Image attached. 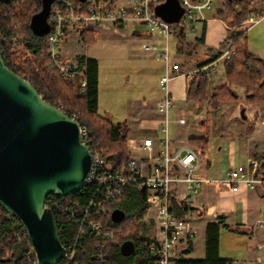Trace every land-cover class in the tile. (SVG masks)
<instances>
[{
    "label": "built area",
    "instance_id": "1",
    "mask_svg": "<svg viewBox=\"0 0 264 264\" xmlns=\"http://www.w3.org/2000/svg\"><path fill=\"white\" fill-rule=\"evenodd\" d=\"M214 1L178 0L183 13L174 23L162 20L154 12L155 8L165 0H133L125 6H119L116 0L114 2L85 0L77 1V4L72 0H55L54 5L50 6L49 29L44 35L48 56L46 69L49 73L63 77L76 76L81 93L84 92L86 85L84 57L65 58L63 54L69 28H73L78 40H81V33L88 24L124 28L131 23H141L151 34L161 36L162 46L159 56L164 61V72L159 79L163 96L156 106V111L160 115L161 135L157 146L150 137L142 138L137 141L138 143H134L132 138H127L129 159L124 166L111 171L105 161L107 150L97 149L85 125L78 123L80 142L91 154L90 167L82 187L88 189V195L83 201L72 197V194L65 197L50 195L44 203V208L53 216L58 236L67 226L75 228L73 240L61 244L65 252L58 264H71L75 261L86 235L97 241L92 258L102 263L108 260V248L117 245V238L122 235V231L112 229L109 224L102 225L97 219H106L111 214L110 205L122 198L125 187L144 191L149 206L148 211L154 213L152 218L155 219V231L151 224L145 222L142 225L143 232L149 234L148 238H142V250L150 264H176L175 248L179 241L195 236V230L186 214L201 186L210 183L211 180L196 175L200 161L192 147L180 145L172 149L170 145L171 116L181 115V112L173 101L169 83L177 76L191 80L194 75L200 73L207 78L210 77L217 71L219 64H224L235 54V41L220 56L208 63H200L189 72H183L178 64L171 63L168 48L171 35L184 30L194 33L196 25L205 24L210 20L208 13L213 9ZM263 18L264 12L255 13L248 17L247 23L251 26ZM244 30L242 29V33H245ZM142 48L156 51L157 47L143 44ZM6 63L11 64L9 59ZM12 67L18 69L15 61ZM58 108L62 111L61 106ZM70 118L77 121L75 114ZM174 121L180 125L185 124L184 117H178ZM174 167L179 168L181 173L174 172ZM215 181L234 191L242 185L249 190L257 188L264 190V173L260 169L259 161L254 157L247 158L235 168L226 170ZM6 217L11 218L9 215ZM19 228L21 230L17 239L25 243L26 263L36 264L26 230L20 223ZM246 235L253 243L256 262L263 263L264 215L246 229Z\"/></svg>",
    "mask_w": 264,
    "mask_h": 264
},
{
    "label": "crops",
    "instance_id": "2",
    "mask_svg": "<svg viewBox=\"0 0 264 264\" xmlns=\"http://www.w3.org/2000/svg\"><path fill=\"white\" fill-rule=\"evenodd\" d=\"M133 0H123L116 3L119 6H125L128 2ZM222 6L219 5L213 9L212 14L208 13L210 20L205 24H199L197 26L196 35L190 37L187 35V31H180L183 35L182 42L176 34L171 35L169 38V56L172 63L179 65L181 71L189 72L195 69L200 63L206 60L205 52L215 49L219 44L228 36V27L224 23L222 15L217 12ZM252 12L249 16L255 13L264 12L263 0H252ZM264 19V18H263ZM261 19L254 25H246L241 28L245 29L246 42L250 36L249 28L258 25L263 20ZM132 25V26H131ZM130 26V27H129ZM141 23H131L124 28H114L108 25L100 24H88L84 31L81 33V40H78L75 35V30L69 28L67 31L66 41L63 46V54L65 58H75L82 56L86 59H94L97 63V107L96 111H99V103L101 95L106 94V83L111 81L112 87H115L113 77L108 75L110 79L102 75V60L104 58L99 52L91 50L95 45L96 34L100 35V31L108 32L127 29L126 34L131 36V41H140V48H127L124 50V56L131 63L143 62L148 64L147 58H150L151 64H153V70L156 74L155 89L150 93L149 100L137 101V105L134 109L137 110L136 114H133L134 109L129 107V115L123 117V120L117 121V123H126L129 128L128 138H132L134 143L137 141L150 137L154 143L158 144L160 135V115L156 111L157 103L161 100L163 92L159 87V79L164 72V62L160 58L162 41L159 36L151 34L148 29ZM140 28V29H139ZM174 38L176 41L175 48H170V39ZM201 38V41L199 39ZM92 42L88 44L86 48H78L79 43L84 41ZM156 46V51L145 50L142 45ZM84 47V46H83ZM89 48L91 53H89ZM105 56L107 58L112 57L111 51H107ZM146 56L147 58H144ZM111 65L113 62L111 59ZM116 67V66H113ZM152 72V70H150ZM149 71V72H150ZM141 68L132 70L129 68L124 71L123 79L127 82L136 85V81L139 87H143L141 84ZM131 75L137 77L136 80L131 81ZM140 78V79H139ZM217 80L216 87L220 86L224 79L211 78L208 82V98L210 91L216 87H212V83ZM190 80L183 76H177L169 83V90L173 98L180 99L185 102V105L176 108L181 112V115L172 114V122L169 125L170 133V145L173 148L180 145H190L191 138H203L207 137L208 140L204 144L203 154L199 157V166L196 170V175L202 179L211 180L208 184H203L199 190L198 195L192 200V205L187 211L186 216L190 220L194 230L195 236L191 239H182L179 241L175 248V255L177 260H201L205 256V228L208 224H224L219 228L218 233V253L219 257L228 260V264H259L256 262V252L253 247V243L248 239L246 235V229L257 219L264 215V190L257 188L255 190H249L244 185L240 186L237 191L216 183L215 180L219 179L221 175L229 169L235 168L240 163L246 161L247 158L254 157L259 161V166L264 173V103H252L243 98V89L235 87L238 95L242 96L238 99L231 101H224L220 103L216 108L210 109L207 103L203 109V104H189L186 101V91ZM108 87L110 85L108 84ZM132 90V89H131ZM150 91V90H149ZM111 93V92H110ZM115 91H112L110 98H114ZM241 100L243 105L241 106L240 115L235 114V107L232 106L233 101ZM175 103V102H174ZM187 104V105H186ZM246 105V106H245ZM205 111L206 119L194 120V124H189V118L192 115L197 116L203 114ZM187 114V115H186ZM216 114V116H215ZM225 114H228L225 115ZM210 115L212 117H210ZM227 116L224 125L218 124V116ZM251 115V116H250ZM105 117L110 120L111 115L105 112ZM178 117L185 118V124L180 125L174 120ZM218 118V119H219ZM220 120V119H219ZM204 122V123H203ZM205 130V131H204ZM204 131V134H203ZM211 140L217 143L216 157L212 160L211 152L207 150V145ZM193 148V147H192ZM194 149V148H193ZM195 150V149H194ZM198 154V152H197ZM222 157V165L220 162V156ZM217 163V166L214 163ZM176 173H181L177 167L173 168ZM181 187H178L180 189ZM127 187H125V190ZM192 207L198 210L192 209ZM118 208V207H117ZM146 221V219L144 220ZM145 223V222H143ZM144 225V224H143ZM229 227V229H228ZM223 231H230L233 233L244 234L247 237V245H243L234 252V254L228 255L229 257H222V249L220 244V238ZM196 241H200L202 245V255L196 258H190L189 256L195 253ZM260 264H264L260 263Z\"/></svg>",
    "mask_w": 264,
    "mask_h": 264
},
{
    "label": "trees",
    "instance_id": "3",
    "mask_svg": "<svg viewBox=\"0 0 264 264\" xmlns=\"http://www.w3.org/2000/svg\"><path fill=\"white\" fill-rule=\"evenodd\" d=\"M77 4L76 0H72ZM102 1V0H95ZM114 2L115 0H104ZM264 1V0H263ZM55 0H52L53 6ZM42 0H11L8 3H0V52L7 68L22 79L29 82L41 98L53 105L61 106L62 112L71 117L75 114L77 122L84 124L88 135L94 141L99 150H107L105 155L106 166L111 171H116L124 166L129 159L127 138L128 125L124 123H112L105 116H99L97 107V63L94 59L85 60L86 85L81 93L78 78L63 77L49 73L46 69L48 56L45 47V36L37 37L31 32L29 22L32 15L39 12ZM252 0H225L218 14L222 15L224 23L228 27V36L219 44L217 49L205 52L208 63L220 56L228 46L235 41V54L224 62L226 82L220 87L212 89L208 98V78L198 73L190 80L187 91V103H207L213 109L224 101L240 98L235 87L242 88L243 98L252 103H264V60L252 55L247 50L245 34L242 33V23L252 12ZM49 21V18L47 19ZM176 36L182 42L183 35L180 31ZM14 39V40H13ZM201 41V38L199 39ZM92 42V39L87 41ZM16 53H21L22 60L15 58ZM9 59L11 64L6 63ZM17 63L18 69L12 67ZM204 123V122H203ZM208 138H191L190 145L198 156L203 154V149ZM88 195V189L82 188L72 197L83 201ZM54 196V195H53ZM111 209L120 208L125 213L121 223L110 221L109 226L114 230H121L122 235L117 238V245L108 248V260L105 263L92 258L97 241L90 235H86L82 247L77 252V257L71 264H150L149 259L142 250L143 239L141 228L149 209L146 203V193L134 187L124 189L120 200L110 205ZM6 212L0 207V264H27L25 258V243L17 239L21 228L14 218H7ZM104 218L97 219L102 225H106ZM224 224H208L205 228V256L201 260L179 259L176 264H228L229 261L219 257L218 233ZM229 229V227H228ZM75 234L73 226H67L58 238L62 245L65 241H72ZM124 241L134 244V251L129 256H122L119 246Z\"/></svg>",
    "mask_w": 264,
    "mask_h": 264
},
{
    "label": "water",
    "instance_id": "4",
    "mask_svg": "<svg viewBox=\"0 0 264 264\" xmlns=\"http://www.w3.org/2000/svg\"><path fill=\"white\" fill-rule=\"evenodd\" d=\"M51 2L42 0L41 10L31 16L34 36L48 32ZM154 12L174 23L183 10L178 0H165ZM90 163L91 154L80 142L78 122L45 102L29 82L7 68L0 52V207L26 230L36 264H58L65 252L53 216L44 208L45 200L50 195L78 192ZM124 218L120 208L110 214L116 224ZM134 249L131 241L119 246L122 256L131 255Z\"/></svg>",
    "mask_w": 264,
    "mask_h": 264
},
{
    "label": "rangeland",
    "instance_id": "5",
    "mask_svg": "<svg viewBox=\"0 0 264 264\" xmlns=\"http://www.w3.org/2000/svg\"><path fill=\"white\" fill-rule=\"evenodd\" d=\"M122 1L123 0H119V2H122ZM224 2L225 0H215L213 3V9L223 4ZM213 9L209 12L210 15L212 14ZM246 25H249L247 23V20L242 23L241 28L245 27ZM197 26L198 25H196V29H197ZM144 28L145 27H143V29ZM146 29L147 28H145V30ZM250 29L251 31H249ZM196 31L194 33L187 32V35L190 37H193L196 35ZM248 31L250 33V36L247 40L248 52L264 60V19L258 25H255L249 28ZM126 32H127V29L123 31L113 29V31H108L106 33L103 31L102 32L100 31V35L96 34L95 45L92 46L93 48H91V50L97 51L101 55L104 56L101 62L102 63V68H101L102 75L106 76L107 74L106 77L108 80L110 79L108 75H111V77H113V81L115 84V87H112V85L110 84L111 81H108V83H106L107 85L106 89L108 92L106 94L101 95V100L99 103V111H97V114L99 116H105V112L108 113V115L110 114L111 115L110 121L112 123H117V121H121L123 120V117L129 115L128 113L129 107L130 109H134L137 105V101L146 100L147 102L149 100L150 93H152L155 89L154 83H155L156 74L153 70L154 68L153 64L149 63L150 58H147L146 56H144V58H147L146 60L148 64L146 63L144 64L142 61L138 63H131V62H128V60L125 58L124 50H127V48H132V47L140 48V41H131L130 40L131 36L127 35ZM160 40H161V36H160ZM174 40L175 39L171 37L170 48H175L176 41L174 42ZM88 44L89 43L87 41L81 42L79 43L78 48H86ZM108 50L111 51L112 53V57L110 58H107L105 56ZM89 53H91L90 48H89ZM15 58L22 60L21 53H16ZM106 59H111L113 62V65H111L109 60H107L106 62ZM113 66H116V67H113ZM129 68H132V70H135L136 68L139 70V68H141L140 75H141V80H143L141 81V84L144 85L143 87H139L140 83L138 84L137 81H136V85H134L133 83L129 84L128 82L127 84H125L126 80L123 79V74H124V71ZM150 70H152V72ZM130 77H131L130 78L131 81H134L137 78V77L133 78V75H131ZM211 78L213 79L221 78V80L224 79L222 84L226 82L225 73H224V64H219L217 71L213 73L210 77H208V82ZM214 81L215 82L212 83V87H216L218 83L216 82L217 81L216 79ZM108 84L110 85V87H108ZM113 90L115 91V94H114V98L111 99L110 96L112 95ZM211 92L212 90L210 91V94ZM207 94H208V91H207ZM174 102H175V105L179 107H182L185 105L184 101L177 99V98H174ZM189 104H192V103H189ZM242 105H243V102L241 100L233 101L232 106L235 107V114L238 116L240 115ZM204 106H205V103H203V109H205ZM132 113L136 114L137 110L134 109ZM225 115L228 116V114H225ZM227 116L224 117L221 115L220 118L218 116V118L220 119L219 120L217 118L218 124L223 126L225 120L228 118ZM210 117L212 116L210 115ZM193 119H195V121L197 122L200 119L205 120L206 119L205 111L203 112V114H198L197 116L192 115L191 118H189V124L195 123ZM204 131H203V134H204ZM207 147H208L207 150L209 151V154L213 152L211 154L212 160H214V158H217L215 155L217 143H215L214 140H211L209 144L207 145ZM221 160H222V157L220 156V162L222 165ZM214 165L217 166V163H214ZM153 214H154L153 211H150V210L147 211L146 218H145L146 221L144 222L151 224L153 231H155L156 225H155V219L152 218ZM110 221H111L110 215H108L106 217L105 223L110 224ZM142 225L143 223L138 224L139 228H141L140 236L141 238H148L149 234L148 233L146 234L145 232H143ZM243 243H246V245L248 243L246 235L233 233L230 231H223L222 236L220 238L222 257H229L228 255L234 254V252L240 247V245L242 246ZM202 248L203 247L200 241H196L195 253L191 254L189 257L196 258V257L201 256L203 252Z\"/></svg>",
    "mask_w": 264,
    "mask_h": 264
},
{
    "label": "flooded vegetation",
    "instance_id": "6",
    "mask_svg": "<svg viewBox=\"0 0 264 264\" xmlns=\"http://www.w3.org/2000/svg\"><path fill=\"white\" fill-rule=\"evenodd\" d=\"M49 198V197H48Z\"/></svg>",
    "mask_w": 264,
    "mask_h": 264
}]
</instances>
